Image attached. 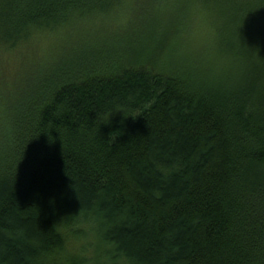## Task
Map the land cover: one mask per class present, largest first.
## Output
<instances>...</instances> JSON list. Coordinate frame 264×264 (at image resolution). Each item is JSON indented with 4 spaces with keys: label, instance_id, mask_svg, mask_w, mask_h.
I'll return each instance as SVG.
<instances>
[{
    "label": "trees",
    "instance_id": "trees-1",
    "mask_svg": "<svg viewBox=\"0 0 264 264\" xmlns=\"http://www.w3.org/2000/svg\"><path fill=\"white\" fill-rule=\"evenodd\" d=\"M10 54L0 264H264V0H0Z\"/></svg>",
    "mask_w": 264,
    "mask_h": 264
},
{
    "label": "rangeland",
    "instance_id": "rangeland-1",
    "mask_svg": "<svg viewBox=\"0 0 264 264\" xmlns=\"http://www.w3.org/2000/svg\"><path fill=\"white\" fill-rule=\"evenodd\" d=\"M125 22H126V17L123 16L122 18L121 17L115 18L114 20H112L110 22V24H111L113 30H116L119 26L123 25ZM70 40H71V38L69 36H65L63 38L62 37L56 38L54 33H48V34H45L42 36L38 35V37L35 40H33V42H32L33 47L32 48H30V47L24 48V49H22V51L26 52L28 50L30 52V50H32L34 47L37 48L38 50H39V48H41L42 54H43V56H45V54H47L56 44L57 45H62V44L65 45ZM0 62H1V64H0V68H1L0 78H2L4 74H6V75L10 74V70L13 67V64H14V66L17 65V59H16V57H14L13 54H10V55L3 57L2 59H0ZM52 66H54V64L50 65V63H49L48 65L44 66V68H41L40 70H38V72L36 74V78L38 79L39 77L44 75L47 70L51 69Z\"/></svg>",
    "mask_w": 264,
    "mask_h": 264
}]
</instances>
